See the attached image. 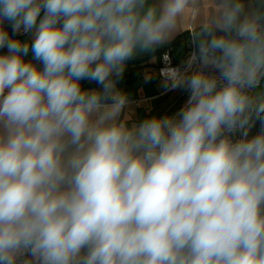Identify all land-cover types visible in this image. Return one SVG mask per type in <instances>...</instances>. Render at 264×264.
Here are the masks:
<instances>
[{"label":"clouds","instance_id":"1","mask_svg":"<svg viewBox=\"0 0 264 264\" xmlns=\"http://www.w3.org/2000/svg\"><path fill=\"white\" fill-rule=\"evenodd\" d=\"M217 4L129 126L127 62L200 0H0V264H264V0Z\"/></svg>","mask_w":264,"mask_h":264},{"label":"crops","instance_id":"2","mask_svg":"<svg viewBox=\"0 0 264 264\" xmlns=\"http://www.w3.org/2000/svg\"><path fill=\"white\" fill-rule=\"evenodd\" d=\"M200 5L198 13H193L191 9L186 10L185 15L179 21L177 34L171 40L157 46L154 50L139 52L127 62L123 77L117 87L127 93L129 98V105L121 116V119L126 117L129 126L133 123L138 124L151 116H174L186 103L188 93L185 90L177 88L166 91L164 88L165 80L158 77L159 51L168 47L174 63L177 65L184 64L186 58H183V48L180 45L173 47H169V45L177 37L190 30H198L209 16L219 11L217 0H200ZM5 26L10 27L7 23ZM17 37L20 40L29 39V36L26 35ZM26 59H31V53ZM148 85H151V88ZM256 91L264 92V88Z\"/></svg>","mask_w":264,"mask_h":264},{"label":"trees","instance_id":"3","mask_svg":"<svg viewBox=\"0 0 264 264\" xmlns=\"http://www.w3.org/2000/svg\"><path fill=\"white\" fill-rule=\"evenodd\" d=\"M7 28V30L9 31V34L11 35V28L8 27V26H5ZM14 38H17L18 37H14ZM176 45H180L183 50H184V54H183V58H187L188 54H189V51H190V35H189V32L177 37V39H175L170 45L169 47H173V46H176ZM168 50V47L162 49L161 51H159V55ZM6 52V49H0V54H4ZM82 84V87L83 88H86V89H93V88H98L99 86L96 85L95 83L93 82H89V81H82L81 82ZM262 84H264V81H262ZM250 122L252 123V131H251V134L254 136L256 135L259 130H260V127H261V124H260V120L259 118L254 114L253 117L251 118Z\"/></svg>","mask_w":264,"mask_h":264},{"label":"built area","instance_id":"4","mask_svg":"<svg viewBox=\"0 0 264 264\" xmlns=\"http://www.w3.org/2000/svg\"><path fill=\"white\" fill-rule=\"evenodd\" d=\"M192 32H194V31L190 30L189 31V35ZM19 36H22V35H19ZM192 50H193L192 45H190V51H189V54H188L187 58L185 59V61L188 59V57H189L190 53L192 52ZM183 65L175 64L173 59H172L170 51L166 50V51L162 52L159 55V65H158V69H157L158 77L160 79L166 80V74H167V71L169 69L183 68ZM246 130L248 131V136L250 137V134H251V131H252V123L251 122H250V124H249V126H248V128ZM239 138H240V133L238 132L235 135L234 139H239Z\"/></svg>","mask_w":264,"mask_h":264},{"label":"rangeland","instance_id":"5","mask_svg":"<svg viewBox=\"0 0 264 264\" xmlns=\"http://www.w3.org/2000/svg\"><path fill=\"white\" fill-rule=\"evenodd\" d=\"M135 62H136V61H135ZM137 62H138V61H137ZM152 71H153V70H152ZM127 72H129V71H127ZM135 74H136V73H135ZM135 74H134V76H135ZM135 78H136V76H135ZM158 83H159V82H158ZM148 87L151 88V85H148ZM148 87H147V88H148ZM158 88H160V87H158ZM251 136H253V135L250 134V137H251Z\"/></svg>","mask_w":264,"mask_h":264}]
</instances>
